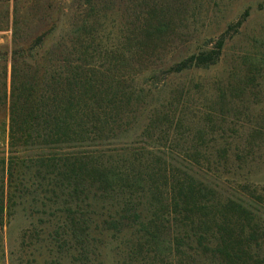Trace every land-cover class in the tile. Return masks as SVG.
Wrapping results in <instances>:
<instances>
[{"label":"rangeland","instance_id":"1","mask_svg":"<svg viewBox=\"0 0 264 264\" xmlns=\"http://www.w3.org/2000/svg\"><path fill=\"white\" fill-rule=\"evenodd\" d=\"M154 8L164 15L169 28L151 43L143 39L144 20ZM246 11L249 14L243 17ZM83 18L89 20L85 32L98 88L100 80L115 75L133 96L127 106L122 100L102 111L123 114L104 129V139L93 141L92 149L108 162L109 169L123 173L128 159L140 158L146 164L140 171L151 167V174L163 168L171 178L173 168L180 175L191 172L195 163L190 154L198 150L206 163L223 162L217 171L205 170L210 175L202 173L217 196L243 200L257 217L264 218V0H0V30L11 31L0 50L10 52L14 38L27 43L50 30L40 57L64 37L78 36ZM222 35L226 42L217 64L180 73L167 71L193 51L210 48ZM11 83L12 59L0 55V201L5 198V211L0 212V264H80L66 256L73 248H60L64 208L58 203L44 205L42 183L30 179V169L22 176L25 193L8 187V161L16 155L9 139ZM103 83L107 88L109 83ZM39 152L27 147L19 155L29 160ZM136 173L148 179L146 172ZM168 181L161 187L166 203L172 198V180ZM144 187L132 195L137 192L146 202L149 196ZM121 207L116 198H108L97 208L96 236L102 250L93 252L88 264H179L175 251L165 250L156 262V257L145 262L141 256L119 255L115 250L123 252L122 236L146 217L139 220L132 213L127 223L114 216ZM147 207L151 214V206ZM114 217L119 218L120 230H110L104 222L111 224ZM172 226L167 222L162 234L166 240L176 234ZM217 240L215 236L212 242L187 246L184 263L264 264L263 238L244 241L241 248H247V254L234 258L214 253Z\"/></svg>","mask_w":264,"mask_h":264},{"label":"trees","instance_id":"2","mask_svg":"<svg viewBox=\"0 0 264 264\" xmlns=\"http://www.w3.org/2000/svg\"><path fill=\"white\" fill-rule=\"evenodd\" d=\"M248 14L249 11H246L243 17ZM144 21L143 39L151 43L160 40L169 28L164 15L158 14L155 8L149 11ZM88 27L89 20L83 18L78 36L64 37L58 46L46 50L40 57L37 55L50 30L41 32L27 43L14 38L10 52L6 50L2 53L0 50V55L12 59L9 139L12 152L16 155L10 156L8 161L10 191L13 188L19 193L27 191L22 176L25 178L27 169H30V179H39L42 183L44 205L58 203L64 208L63 234L58 237L63 241L60 248H73V253L66 256L82 261L80 264H88L89 256L102 250L96 236V216H99L97 208L104 206L108 198L117 199L122 210L114 216L127 223L132 213V217L139 220L147 217L138 221L129 235L122 236L123 252L115 250L119 255L126 254L128 259L135 255L146 262L156 257V262L166 250L170 253L175 251L179 264H185L187 246L192 243L203 245L214 240L215 236L219 241L215 254L226 258L247 254V248L243 250L241 245L244 241L264 239V218L257 217L251 204L248 206L243 200L234 197L224 200L217 196L212 182L202 173L210 175L207 171L221 168L223 162L206 163L201 159L200 152L195 150L190 154L191 162L195 163L191 172L180 175L178 169L173 168L172 177L168 178L163 168V173L150 174L151 167L140 171L146 167L140 158L128 159L123 173H120L113 167L109 169L108 162L94 152L93 141L104 139V129L123 116L120 110L112 115L103 114V108L110 107L109 103L118 105L122 100L127 106L132 103L133 96L123 90L115 75L100 80L98 88L85 32ZM225 42L226 37L222 35L210 48L206 46L193 51L173 62L167 71L180 73L211 67L218 63ZM103 82L109 83L107 88H103ZM102 102L107 104L104 106ZM27 147H35L40 152L27 160L19 155L22 148L25 150ZM3 161L5 163V159ZM193 167H197L198 171ZM136 170L146 172L148 179L134 174ZM169 179L172 180L169 186L172 198L166 203L161 187L167 185ZM143 187L149 196L146 202L135 195L137 192L132 195L136 188ZM152 200L158 202L154 204ZM148 204L152 208L151 214L148 213ZM4 211L3 196L0 212ZM119 218L114 217L111 224L106 219L104 222L110 230H120L116 222ZM167 222H172V229L176 231L173 240L163 238ZM51 247L49 245L48 249Z\"/></svg>","mask_w":264,"mask_h":264},{"label":"built area","instance_id":"3","mask_svg":"<svg viewBox=\"0 0 264 264\" xmlns=\"http://www.w3.org/2000/svg\"><path fill=\"white\" fill-rule=\"evenodd\" d=\"M11 31L9 30H0V47L5 45L6 41L9 39Z\"/></svg>","mask_w":264,"mask_h":264}]
</instances>
